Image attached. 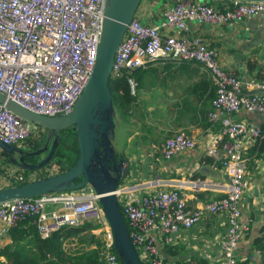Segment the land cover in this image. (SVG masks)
<instances>
[{
	"label": "built area",
	"instance_id": "2783aa9c",
	"mask_svg": "<svg viewBox=\"0 0 264 264\" xmlns=\"http://www.w3.org/2000/svg\"><path fill=\"white\" fill-rule=\"evenodd\" d=\"M104 3L0 0V92L4 97L45 115L70 110L94 63ZM135 10L113 52L109 76L127 75L134 68L157 61L202 65L213 86L207 118L218 123L217 131L203 132L204 148L218 161L226 182L219 196L194 207L186 206L177 187L152 189L136 196L132 191L135 184L120 185L115 193L130 242L143 264H165L159 242H174L181 228L190 227L206 213H224L226 225L217 241V264H238L235 249L248 229L239 208L246 185L243 152L262 131L264 78H241L233 69L222 67L216 52L201 38L181 32L191 22L219 26L260 15L264 0H227L221 7L203 0H169L161 9L163 31L159 24L141 22ZM128 80L133 87L132 78ZM240 111L260 115L262 120L235 118ZM41 131L35 123L0 104L1 142L23 146L29 135ZM195 143L194 137L179 130L161 141L159 154L169 158ZM10 177L25 179L22 173ZM28 216L34 218L40 237L64 224L93 223V233L101 235L106 264H122L112 247L111 230L98 194L90 185L0 202V245L9 228Z\"/></svg>",
	"mask_w": 264,
	"mask_h": 264
},
{
	"label": "crops",
	"instance_id": "0c3cea01",
	"mask_svg": "<svg viewBox=\"0 0 264 264\" xmlns=\"http://www.w3.org/2000/svg\"><path fill=\"white\" fill-rule=\"evenodd\" d=\"M155 1L139 0L140 9L136 14L139 18L143 17L146 23L159 24V29L163 31L161 9L169 4V0H162L153 9ZM203 1L221 7L227 0ZM251 19H255L251 23L254 28L246 26ZM181 33L201 38L216 52L218 63L233 69L241 78H264V12L219 26L191 22ZM248 62L253 63L251 68ZM130 73L135 81V87L130 89L135 90L134 102L130 114L118 116L114 126L113 146L129 162V174L122 184L131 187L135 184L136 188L132 191L136 196L152 189L177 187L184 195L187 207L219 196V189L226 178L218 161L205 152L202 136L205 130L218 129V123L207 118L213 86L206 69L193 61H157L134 68ZM234 116L251 122L262 120L260 115L244 111ZM179 130L194 137L195 145L163 158L159 154L161 141ZM253 142L243 152L246 185L239 208L240 217L248 223V229L237 242L235 255L238 264H264L261 256L264 249V148L260 155L255 156L254 152H250ZM0 158L6 157L0 152ZM13 167L12 172L0 168V187L19 181L9 178L10 174L21 173L20 167ZM225 225L224 213H206L190 227L181 228L174 242L158 243L163 262L217 264V241ZM92 228L90 232L98 245L91 241L89 246H96L97 254L102 257L101 235L94 234ZM8 240L7 235L3 243ZM73 244L72 241L67 242L68 246ZM0 264H6L3 255H0Z\"/></svg>",
	"mask_w": 264,
	"mask_h": 264
},
{
	"label": "water",
	"instance_id": "95a60500",
	"mask_svg": "<svg viewBox=\"0 0 264 264\" xmlns=\"http://www.w3.org/2000/svg\"><path fill=\"white\" fill-rule=\"evenodd\" d=\"M139 0H105L104 15L97 51L91 72L72 108L56 115L32 112L0 92V104L21 118L42 128L44 143L33 152L23 146L0 141V152L16 160L21 169L32 170L48 163L60 137V131L72 127L75 132L77 154L71 165L59 172L0 187V202L13 198H28L47 192L65 191L90 185L98 194V202L112 234V247L122 264H143L128 237L116 189L129 174V162L113 146L114 110L107 86L113 52L126 23L132 18ZM248 20L246 26L254 28ZM129 88L132 89L128 80ZM47 149L35 162L26 161L23 155H34Z\"/></svg>",
	"mask_w": 264,
	"mask_h": 264
},
{
	"label": "trees",
	"instance_id": "16d2710c",
	"mask_svg": "<svg viewBox=\"0 0 264 264\" xmlns=\"http://www.w3.org/2000/svg\"><path fill=\"white\" fill-rule=\"evenodd\" d=\"M252 66L253 63L248 62V67ZM131 74L109 76L107 81L112 106L120 117L130 114L134 102V95L130 92L127 81V78H131ZM261 127L260 136L255 138L250 148V152H254L255 156L260 155L264 148V121ZM76 154L75 132L72 127H67L60 131V137L48 164L54 172L62 171L71 165ZM48 174L52 173H43L38 177ZM24 181L26 180L15 181L8 185ZM92 227L93 224L86 221L74 225L64 224L52 230L48 236L40 237L36 231L34 218L28 216L9 228V240L0 245V255L4 256L6 264H106L97 254L98 242L90 232ZM68 241H72L73 246H68ZM91 241L96 243L95 248L89 246ZM261 256L264 259V249L261 250ZM201 264L207 263L201 262Z\"/></svg>",
	"mask_w": 264,
	"mask_h": 264
},
{
	"label": "rangeland",
	"instance_id": "374dc122",
	"mask_svg": "<svg viewBox=\"0 0 264 264\" xmlns=\"http://www.w3.org/2000/svg\"><path fill=\"white\" fill-rule=\"evenodd\" d=\"M162 0H156L154 3H153V9H156L160 4H161ZM140 9V5L139 3L137 4L136 6V12H138V10ZM140 21L141 22H144V18L143 17H140ZM133 82H135L133 80ZM135 85V84H134ZM133 85V87H135ZM132 87V88H133ZM131 93H135V90L133 89L132 91H130ZM134 95V94H133ZM135 97V96H134ZM37 125V124H36ZM37 127H40L39 125H37ZM39 133L36 134L35 136L33 135H29L26 140H25V143H27L25 146L29 145V143H32L34 142L35 139H37ZM1 161H0V166L2 165L1 170H4V169H7V170H14V167L11 166L12 164L9 162V160H7V158H0ZM48 163L44 164L43 166L39 167V168H36V169H32V170H25V169H21L20 172L25 176L26 179H32L30 177H38L39 175H42L43 173H53L54 171H51L50 168L48 167L47 165ZM52 169V168H51ZM2 173H4V171H2ZM31 173V174H30ZM55 173V172H54ZM2 176L4 177H7L6 174H3ZM10 178V176H9Z\"/></svg>",
	"mask_w": 264,
	"mask_h": 264
},
{
	"label": "flooded vegetation",
	"instance_id": "af4514ba",
	"mask_svg": "<svg viewBox=\"0 0 264 264\" xmlns=\"http://www.w3.org/2000/svg\"><path fill=\"white\" fill-rule=\"evenodd\" d=\"M41 136H42V131L40 132L39 137H37V140L35 142L29 143V145H27V146L23 145L24 151L33 152V151L37 150L40 146H42L45 138L43 137L42 140H40ZM46 152H47V149L40 151L34 155H23V159L26 161L35 162L38 159H40L42 156H44ZM7 160H9V162L13 166L18 167L16 164V162H17L16 160H10V159H7Z\"/></svg>",
	"mask_w": 264,
	"mask_h": 264
}]
</instances>
